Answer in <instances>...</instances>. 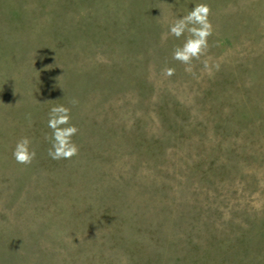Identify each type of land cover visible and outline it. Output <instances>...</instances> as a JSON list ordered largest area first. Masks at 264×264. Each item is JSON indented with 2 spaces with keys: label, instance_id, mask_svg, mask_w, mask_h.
Wrapping results in <instances>:
<instances>
[{
  "label": "rangeland",
  "instance_id": "374dc122",
  "mask_svg": "<svg viewBox=\"0 0 264 264\" xmlns=\"http://www.w3.org/2000/svg\"><path fill=\"white\" fill-rule=\"evenodd\" d=\"M197 3L188 73L162 34ZM0 264H264V0H0Z\"/></svg>",
  "mask_w": 264,
  "mask_h": 264
},
{
  "label": "clouds",
  "instance_id": "9594fccd",
  "mask_svg": "<svg viewBox=\"0 0 264 264\" xmlns=\"http://www.w3.org/2000/svg\"><path fill=\"white\" fill-rule=\"evenodd\" d=\"M212 14L211 6L207 3H197L185 15L174 19L168 24L167 32L162 34V40L172 36L177 40L182 37L183 42L172 49V60L184 65V71L193 72V61L201 60L209 50V38L214 34V26L209 19ZM205 69L209 68L208 61L204 60ZM218 67V65H217ZM174 67H165L163 75L172 77L175 74ZM75 100L72 101L74 105ZM71 108L63 104H57L50 108L47 119V127L51 130L46 135L50 147L47 155L52 160H71L79 155V146L73 137L79 133V128L73 124ZM13 159L20 165H31L36 159L37 153L33 147V141L28 136H23L16 141L12 150Z\"/></svg>",
  "mask_w": 264,
  "mask_h": 264
}]
</instances>
